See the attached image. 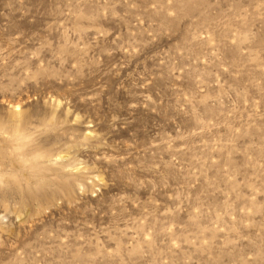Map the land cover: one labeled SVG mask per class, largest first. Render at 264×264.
<instances>
[{"label": "rangeland", "instance_id": "obj_1", "mask_svg": "<svg viewBox=\"0 0 264 264\" xmlns=\"http://www.w3.org/2000/svg\"><path fill=\"white\" fill-rule=\"evenodd\" d=\"M0 264H264V0H0Z\"/></svg>", "mask_w": 264, "mask_h": 264}]
</instances>
